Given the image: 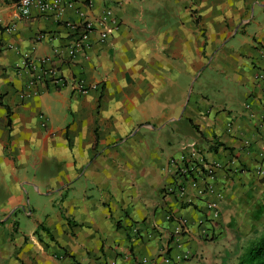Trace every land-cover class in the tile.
<instances>
[{
    "label": "crops",
    "instance_id": "obj_1",
    "mask_svg": "<svg viewBox=\"0 0 264 264\" xmlns=\"http://www.w3.org/2000/svg\"><path fill=\"white\" fill-rule=\"evenodd\" d=\"M66 1L0 0V264H236L264 228V0ZM30 64L53 75L30 85ZM188 142L242 169L217 170L216 219L195 175L175 187Z\"/></svg>",
    "mask_w": 264,
    "mask_h": 264
},
{
    "label": "built area",
    "instance_id": "obj_2",
    "mask_svg": "<svg viewBox=\"0 0 264 264\" xmlns=\"http://www.w3.org/2000/svg\"><path fill=\"white\" fill-rule=\"evenodd\" d=\"M17 7L21 15L28 16L32 9H36L40 14H58L61 13L65 4L68 2L66 0H16ZM116 18L111 9H105L100 20L97 24L101 25L102 30L99 32V39L101 41L107 39L111 34L114 26L116 25ZM95 28V23L92 21H86L83 23L82 27L76 32L73 43L69 46L67 53L70 57L76 55V53L82 52L89 47L88 35L89 32ZM27 57H25L26 59ZM32 79L30 85L34 83L43 82L45 76H51L53 73L50 70L36 71L34 64H30ZM257 79L262 81V90L264 91V72L260 71L256 76ZM76 91L80 93H87L90 89L83 79L79 78L73 83ZM25 93H21L24 96ZM232 163L233 160H230ZM185 163L184 166L179 167V174H181V180L176 182L175 187L179 193L180 198H183L186 186L184 182L188 177L193 174L195 177L190 180L191 186L196 190L198 194H210L213 196L212 199L205 202V208L208 212L210 219H216L219 216L218 201L222 197V191H218L214 187L216 172L219 169H225L224 171L229 174L238 173L239 170L233 168L232 166L222 167L218 162L208 163L203 161L199 157L198 148L193 142H188L182 145V154L180 156V163ZM257 172L262 173L263 169L261 165L257 166ZM178 232L183 235L187 233V228L185 221L181 220L178 228ZM162 259L166 263H171V258L168 255L167 247L162 250ZM101 264H122L120 259L114 257Z\"/></svg>",
    "mask_w": 264,
    "mask_h": 264
},
{
    "label": "trees",
    "instance_id": "obj_3",
    "mask_svg": "<svg viewBox=\"0 0 264 264\" xmlns=\"http://www.w3.org/2000/svg\"><path fill=\"white\" fill-rule=\"evenodd\" d=\"M184 165H177L176 172ZM236 264H264V229L244 243Z\"/></svg>",
    "mask_w": 264,
    "mask_h": 264
},
{
    "label": "rangeland",
    "instance_id": "obj_4",
    "mask_svg": "<svg viewBox=\"0 0 264 264\" xmlns=\"http://www.w3.org/2000/svg\"><path fill=\"white\" fill-rule=\"evenodd\" d=\"M208 30H209V29H206V31H208ZM227 35H228V34H227ZM195 89H196V85H195ZM183 144H185V143H183ZM183 144H182V145H183ZM263 229H264V228H263ZM236 254H238V255H239V254H240V252H238V253H236ZM230 260H233V253H232V257H231V259H230Z\"/></svg>",
    "mask_w": 264,
    "mask_h": 264
}]
</instances>
